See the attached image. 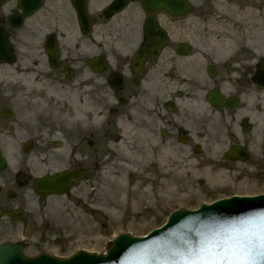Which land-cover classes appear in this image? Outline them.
<instances>
[{
    "label": "flooded vegetation",
    "instance_id": "obj_1",
    "mask_svg": "<svg viewBox=\"0 0 264 264\" xmlns=\"http://www.w3.org/2000/svg\"><path fill=\"white\" fill-rule=\"evenodd\" d=\"M184 1L176 19L174 0H0V208L22 217L0 216L2 231L22 224L26 233L29 204L42 198L34 182L59 160L57 129L35 96L70 97L72 142L86 151L70 169L85 179L118 121L152 167H164L160 179L176 153L204 185L206 172L216 183L217 171L244 164L226 157L231 147L251 159L256 145L264 152V0ZM250 164L261 170L264 160Z\"/></svg>",
    "mask_w": 264,
    "mask_h": 264
},
{
    "label": "rangeland",
    "instance_id": "obj_2",
    "mask_svg": "<svg viewBox=\"0 0 264 264\" xmlns=\"http://www.w3.org/2000/svg\"><path fill=\"white\" fill-rule=\"evenodd\" d=\"M194 1L199 2L201 0ZM192 19L195 17L193 16ZM40 86L41 91L44 90L43 83ZM34 88L30 87L29 99L35 92ZM60 96L70 102V98L66 94ZM33 98L39 100L42 98L41 104L46 105L45 108L49 110L45 111L43 116L45 122L46 120L48 122L46 126L53 127L51 129H58L57 125L60 126L61 130L58 129L59 131L55 136L64 139V153L68 156L71 145H69V136L65 132L70 134L72 131L73 107L70 103L60 102L59 99L57 103H52L47 100L50 99L47 96L44 98L35 96ZM32 108L35 109L34 106ZM98 109L97 106L96 111ZM101 114L102 112L98 113V115ZM113 131L114 137L111 135L113 138L110 137V140L101 142V147L97 148L94 157H91L95 158L94 161L98 167L94 170L91 169L90 176L72 190V195L69 197L53 196L44 201H39L40 209L37 208L38 205L35 200L31 202L32 215L28 218V223H32L35 232L24 250L26 255L32 256L39 252H47L66 257L81 249L103 252L108 242L119 233H129L133 236L146 234L162 224L172 210L180 207L192 209L199 206L203 201L219 197L220 194L214 193L215 191L212 189L218 188V192L226 195L234 193L253 194L264 190V184H262L264 183V166H262L257 180L252 178L251 173L246 182L241 180L238 183L233 177L229 178L226 175L225 171L230 168H224V172L217 171V173L220 175V179H224L228 183L219 182L220 184H218L216 182L215 184L218 185L210 187L211 184H214L212 183L213 178H210V176L215 175L214 172H206L208 181H205L204 185L199 184L198 179L202 177L199 171L192 168L189 173L187 168L180 166L179 158L181 156L178 153L175 154L173 161L175 169H170L171 177L160 179L158 175L164 167L158 169L159 172L152 167L150 163L152 158L145 159L132 142L135 137H129L127 152L130 155H127L123 148L120 149L115 144L116 133L119 130L113 129ZM81 152L86 153L83 147ZM126 157H129L128 161ZM255 157H259V151ZM65 158L66 156L63 165H70L72 158L67 157V160ZM123 158L125 164L122 162ZM61 162L62 160L59 159L57 164ZM123 167L136 171V176H134L135 174L128 175V173L121 176L127 184L138 185L136 192H116L109 184L110 172ZM242 170L240 171H247V174L252 172L247 164ZM229 173L227 172V174ZM230 183L234 185L228 186ZM260 184L262 186H259ZM112 199H118L121 203L119 209L114 212L107 204ZM9 237L10 235H3L0 232V242L9 239ZM96 239H103V241L97 243Z\"/></svg>",
    "mask_w": 264,
    "mask_h": 264
},
{
    "label": "water",
    "instance_id": "obj_3",
    "mask_svg": "<svg viewBox=\"0 0 264 264\" xmlns=\"http://www.w3.org/2000/svg\"><path fill=\"white\" fill-rule=\"evenodd\" d=\"M176 3L179 0H174ZM180 10L175 8L173 12ZM184 10V6L181 8ZM1 161V158H0ZM66 172L58 173L53 179L46 178L40 186L41 194L68 191ZM251 219L252 223L240 221ZM264 225V194L257 196H232L203 204L196 210L180 208L173 211L166 224L152 230L148 235L131 237L118 235L107 248L106 254L79 251L69 258H57L45 253L34 257L22 254V246L3 243L0 245V264H119L132 257L142 263H152L153 258H164L170 254L171 245L181 247L184 243L211 229V241L219 245L237 244L239 241L258 239ZM251 241V242H252ZM264 264V254H260Z\"/></svg>",
    "mask_w": 264,
    "mask_h": 264
},
{
    "label": "snow or ice",
    "instance_id": "obj_4",
    "mask_svg": "<svg viewBox=\"0 0 264 264\" xmlns=\"http://www.w3.org/2000/svg\"><path fill=\"white\" fill-rule=\"evenodd\" d=\"M242 224L252 223L251 219L240 221ZM261 253L264 254V225L261 226ZM228 252H221L219 248L209 249L203 244L200 249L191 250L190 256L194 259L189 260L186 264H252L253 254L250 251L251 245L247 247L239 242Z\"/></svg>",
    "mask_w": 264,
    "mask_h": 264
},
{
    "label": "bare ground",
    "instance_id": "obj_5",
    "mask_svg": "<svg viewBox=\"0 0 264 264\" xmlns=\"http://www.w3.org/2000/svg\"><path fill=\"white\" fill-rule=\"evenodd\" d=\"M37 103V102H36ZM116 147L120 148V149H124L127 155H130L127 152V136L126 133H121L116 137ZM126 154H123V156H126ZM125 158V157H124ZM123 158V159H124ZM129 158V157H128ZM128 158L126 157V160L128 161ZM122 162L125 164V159L122 160ZM114 166V165H112ZM224 172V171H221ZM125 173H128V175L130 174H135L134 176H136V171L132 170L131 168L128 167H123V168H118V169H114L110 172V176H109V184L111 185L112 189H114L116 192L117 191H121L123 192H136L138 185L137 184H127L126 182H124V180L121 178V176ZM239 176V174L237 175ZM243 182H246L248 180V178L244 177L241 178ZM223 183H226V181L224 179H222ZM108 206L110 207V209L112 210V212L117 211L119 209V207L121 206V203L118 199H112L109 202H107ZM103 241V239H96L97 243H101Z\"/></svg>",
    "mask_w": 264,
    "mask_h": 264
}]
</instances>
